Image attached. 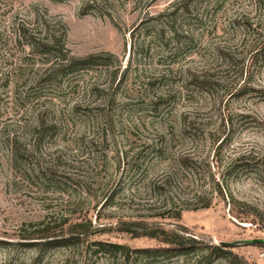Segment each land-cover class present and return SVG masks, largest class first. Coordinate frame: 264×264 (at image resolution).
I'll use <instances>...</instances> for the list:
<instances>
[{
	"label": "rangeland",
	"instance_id": "1",
	"mask_svg": "<svg viewBox=\"0 0 264 264\" xmlns=\"http://www.w3.org/2000/svg\"><path fill=\"white\" fill-rule=\"evenodd\" d=\"M82 5L0 0V264H144L135 251L159 244L115 231L128 218L167 229L179 224L204 244L237 243L228 250L238 259L211 264H264V246L239 244L264 240V0H103L80 16ZM34 14L64 25L72 56L110 53L117 61L74 76L73 88L65 81L33 85L36 67L24 61L28 51L13 36V22ZM90 85L101 91L87 92ZM221 138L222 161L252 158L223 185L257 209L256 222L232 218L217 198L178 221L150 217L159 210L158 194L188 199L206 188L200 174L215 165ZM182 155L197 162L198 177L188 173L187 186L180 175L183 183L178 176L155 191ZM128 190L131 203L121 200ZM63 218L65 233L82 219L107 231L67 248L34 246L42 242L30 239L41 222L54 220L59 235ZM97 242L127 247L128 261L98 251ZM198 260L190 255L185 263L207 264ZM185 263L174 257L152 264Z\"/></svg>",
	"mask_w": 264,
	"mask_h": 264
},
{
	"label": "trees",
	"instance_id": "2",
	"mask_svg": "<svg viewBox=\"0 0 264 264\" xmlns=\"http://www.w3.org/2000/svg\"><path fill=\"white\" fill-rule=\"evenodd\" d=\"M102 1L103 0H83L79 15L84 16L93 13L92 11L101 6ZM13 36L17 43L25 46L28 51L24 57L26 64L31 65L33 68L36 67L31 78V83H33V85L53 84V82L60 84V82L65 81L69 88H73L78 84V82L70 83V79L74 78V76L86 73L90 69H93L94 66L108 67L110 61H117L116 57L110 53L90 54L81 58L72 56L66 48V29L64 25L60 21L53 22L52 19L40 17L38 14H34L32 20L29 22L23 20L19 22L14 21ZM36 60L39 61H37V65L34 63ZM115 74L116 72L110 73L113 78H115ZM98 89L97 86L90 85L87 92H100L101 90ZM157 101L161 103V97H158ZM187 129L188 127L186 126L182 127V132H186ZM36 131L37 135L43 133L42 123H38ZM226 143L227 141H225L224 138L217 140V145L211 160L215 165L208 166L209 164L207 163L206 175L205 173L200 174L196 161L183 155L178 157L175 169L166 172L160 184L157 183L153 186L155 191L162 190V188L168 184L170 185L171 181L178 182V176L183 183L184 181H182L180 175L183 178L185 177L184 183H187V186H189L190 183L187 181V179H189L187 178L189 176L188 173L193 177L195 176V178L200 174L204 183L207 182L206 186H204L206 188L195 190L188 199L180 198V194L172 195L169 193L170 195L164 196L161 195L162 193L158 194L157 203L159 204V210L150 217L161 221H178L183 211L209 209L213 200L217 198L223 202L228 214L232 218L239 222H256L259 218L257 209L249 203L235 198L229 192L227 186L223 185L226 176H229L232 172L236 175L246 172L252 163V158L250 154H243L234 156L228 162L222 161L219 159V153ZM159 152L162 153L161 151ZM211 167L212 169L216 168V171L211 172ZM214 173L219 174L221 181L219 177L218 180L215 181ZM182 183H179V186H181L180 184ZM181 189L178 188L179 191H181ZM132 191L133 190H128L127 194H123L121 200H128L130 203L133 202ZM115 194L116 193L113 191L110 192L105 198L103 205L106 207L111 206L112 200L116 197ZM95 219L99 221V212L96 213ZM150 221L151 220L143 218H128L126 220H119L115 223V231L119 233L127 234L133 238H146L159 244L158 247L135 251V253L140 254L144 259V264H152L159 260L174 257L182 259V262L185 263L190 255L199 256L200 261L207 260V264H211L214 260H227L231 256L234 259H238L237 256L233 255L232 252L228 250V248H230L228 245L223 243L219 245H212L210 243L204 244L187 236V229L179 224H173L170 229H167L162 222ZM68 222V218L61 219L60 227H57L60 230L58 233L59 235H55L56 227L51 226L54 220L48 222L43 221L33 232V237L35 236L36 238L30 239L42 240V242L35 243L34 246H41L46 249L67 248L79 243L89 236L107 231L106 226L102 224L95 227L91 221L82 219L70 223L65 233L62 228ZM94 246H97L98 251L104 254L111 256L119 255L124 263L129 259V249L125 246L101 242L94 243ZM199 260L196 262H200Z\"/></svg>",
	"mask_w": 264,
	"mask_h": 264
},
{
	"label": "water",
	"instance_id": "3",
	"mask_svg": "<svg viewBox=\"0 0 264 264\" xmlns=\"http://www.w3.org/2000/svg\"><path fill=\"white\" fill-rule=\"evenodd\" d=\"M223 244H225V243H223ZM239 244H244V245H249V246L256 245V244L257 245H264V240L263 239L246 240V241L239 242ZM225 245L233 247L234 245H237V243H231V244H225Z\"/></svg>",
	"mask_w": 264,
	"mask_h": 264
}]
</instances>
